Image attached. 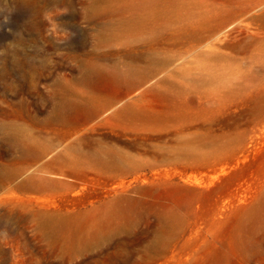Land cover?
I'll return each mask as SVG.
<instances>
[{
  "label": "rangeland",
  "instance_id": "1",
  "mask_svg": "<svg viewBox=\"0 0 264 264\" xmlns=\"http://www.w3.org/2000/svg\"><path fill=\"white\" fill-rule=\"evenodd\" d=\"M0 264H264V0H0Z\"/></svg>",
  "mask_w": 264,
  "mask_h": 264
}]
</instances>
